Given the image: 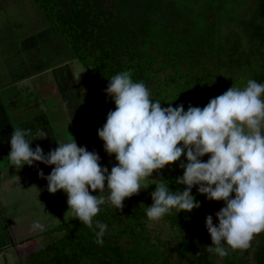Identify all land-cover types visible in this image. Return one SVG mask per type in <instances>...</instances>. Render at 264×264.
Listing matches in <instances>:
<instances>
[{"label": "trees", "instance_id": "obj_1", "mask_svg": "<svg viewBox=\"0 0 264 264\" xmlns=\"http://www.w3.org/2000/svg\"><path fill=\"white\" fill-rule=\"evenodd\" d=\"M33 1L113 108L105 93L108 79L125 70L146 85L153 101L162 107L182 104L185 111L189 105L203 108L249 79L264 83V0ZM179 163L161 170L170 191L184 189L176 183L183 174ZM154 189L152 184L125 199L121 210L101 206L93 222L108 226L103 245L72 218L45 231L53 238L22 264H264V232L248 249L223 258L206 250L212 241L205 217L212 215L217 224L215 213L224 205L207 200L195 186L191 194L200 207L170 210L158 221L172 234L160 237L146 216Z\"/></svg>", "mask_w": 264, "mask_h": 264}, {"label": "clouds", "instance_id": "obj_2", "mask_svg": "<svg viewBox=\"0 0 264 264\" xmlns=\"http://www.w3.org/2000/svg\"><path fill=\"white\" fill-rule=\"evenodd\" d=\"M105 93L115 108L97 136L105 153L115 157L110 171L96 152L78 146L72 136L46 155L39 145L33 149L32 141L47 135L41 128L13 129L9 163L16 169L34 163L52 166L47 176L38 173L47 181V191L66 193L68 209L95 232L99 245L108 227L93 222L101 206L121 210L125 199L154 184L152 204L145 207L149 220L158 221L172 209L187 213L199 208L191 194L195 186L207 200L224 205L215 213L217 224L212 215L205 217L212 241L206 250L223 258L248 249L264 232V83L249 79L243 88L231 86L203 108L189 105L186 111L182 104L162 107L153 101L130 70L108 79ZM178 161L183 174L176 183L184 186L182 191H170L162 178L150 179ZM31 227L43 231L45 226L38 218Z\"/></svg>", "mask_w": 264, "mask_h": 264}, {"label": "rangeland", "instance_id": "obj_3", "mask_svg": "<svg viewBox=\"0 0 264 264\" xmlns=\"http://www.w3.org/2000/svg\"><path fill=\"white\" fill-rule=\"evenodd\" d=\"M0 17V28L7 35L0 41V53L9 74L24 79L9 89L6 83L1 93L10 132L16 127L43 129L46 137L33 140L30 147L39 145L45 155L57 142L72 136L78 146L96 152L101 166L110 171L115 157L105 153L97 129L114 108L91 74L72 57L68 45L33 0H0ZM30 114H39L36 123L24 122ZM6 142L0 144V264H22L28 253L53 238L45 231L75 217L68 209L66 193L50 194L47 181L38 175L42 171L47 176L52 166L34 163L16 169L8 161ZM157 178L164 179L161 171L159 177L155 172L150 177ZM38 218L45 226L43 231L31 227ZM150 227L163 238L172 234L160 221L151 222ZM257 241L256 235L252 242Z\"/></svg>", "mask_w": 264, "mask_h": 264}, {"label": "crops", "instance_id": "obj_4", "mask_svg": "<svg viewBox=\"0 0 264 264\" xmlns=\"http://www.w3.org/2000/svg\"><path fill=\"white\" fill-rule=\"evenodd\" d=\"M1 20H2V18H1ZM6 38H7V35H5V31L0 28V41L6 40ZM0 47H1V45H0ZM14 53H15V51H14ZM2 55L3 54L0 53V144H3L4 140H7L6 145H8V146H6V148L7 147L10 148L9 141H10V136L12 133L9 130V122H8L6 112H5L3 104H2L1 93H3L4 88L7 87V89H9L10 87L14 86L13 83H21V82H23L24 79L18 78L16 76L13 77L11 73L9 74V72L7 71L6 64L3 60L4 56H2ZM14 66H15V63H12V67L15 69L16 67H14ZM11 71H12V69H11ZM6 83H9L10 86L9 85L6 86L5 85ZM4 86H6V87H4ZM39 118H40L39 114H30V115L26 116V118L24 119L25 120L24 122L36 123ZM2 247L3 246L1 245L0 246V252L2 250Z\"/></svg>", "mask_w": 264, "mask_h": 264}]
</instances>
